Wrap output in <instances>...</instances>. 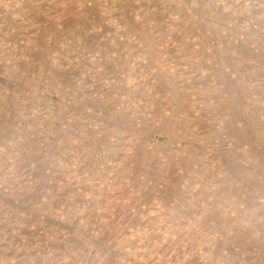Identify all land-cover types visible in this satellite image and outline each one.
Masks as SVG:
<instances>
[{
  "label": "rangeland",
  "instance_id": "1",
  "mask_svg": "<svg viewBox=\"0 0 264 264\" xmlns=\"http://www.w3.org/2000/svg\"><path fill=\"white\" fill-rule=\"evenodd\" d=\"M0 264H264V0H0Z\"/></svg>",
  "mask_w": 264,
  "mask_h": 264
}]
</instances>
